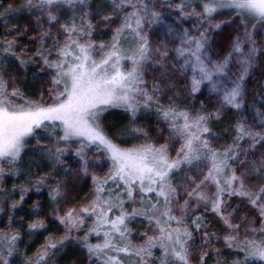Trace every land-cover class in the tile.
<instances>
[{
    "label": "snow or ice",
    "instance_id": "1",
    "mask_svg": "<svg viewBox=\"0 0 264 264\" xmlns=\"http://www.w3.org/2000/svg\"><path fill=\"white\" fill-rule=\"evenodd\" d=\"M0 264H264V0H0Z\"/></svg>",
    "mask_w": 264,
    "mask_h": 264
}]
</instances>
